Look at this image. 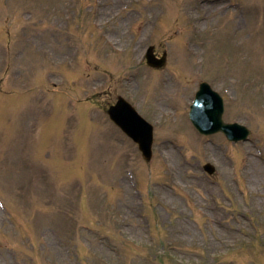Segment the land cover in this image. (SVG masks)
I'll return each instance as SVG.
<instances>
[{
    "label": "rangeland",
    "instance_id": "1",
    "mask_svg": "<svg viewBox=\"0 0 264 264\" xmlns=\"http://www.w3.org/2000/svg\"><path fill=\"white\" fill-rule=\"evenodd\" d=\"M203 80L248 141L194 128ZM263 229L264 0H0V264H264Z\"/></svg>",
    "mask_w": 264,
    "mask_h": 264
},
{
    "label": "water",
    "instance_id": "2",
    "mask_svg": "<svg viewBox=\"0 0 264 264\" xmlns=\"http://www.w3.org/2000/svg\"><path fill=\"white\" fill-rule=\"evenodd\" d=\"M149 62L152 65L155 66H161L164 62H158L152 53V50L148 54ZM203 90L198 93L195 105L193 106L192 111V119L194 123L205 133L215 132L219 129L225 130L227 133H229L232 137L239 139V138H246L249 131L239 125V124H226L222 120V115L224 112V102L222 97L214 92L211 87H209L206 83L203 85ZM120 107H129L131 111L134 113V115L137 118H134L132 115L130 109H126L127 114L130 116L129 120L128 118H124L122 116L121 112L119 110L112 111V115L115 118V120L120 123L126 130H128L129 133H131L133 136H135V133L133 129L129 128L126 123L129 121H138L140 124V117L138 116V113L135 112V110L127 103L126 100L121 99L119 101ZM237 132V133H236ZM236 133V134H235ZM138 140L142 143V138H138ZM143 143L145 144V140H143ZM212 170V169H211Z\"/></svg>",
    "mask_w": 264,
    "mask_h": 264
},
{
    "label": "bare ground",
    "instance_id": "3",
    "mask_svg": "<svg viewBox=\"0 0 264 264\" xmlns=\"http://www.w3.org/2000/svg\"><path fill=\"white\" fill-rule=\"evenodd\" d=\"M160 97H158V99H159Z\"/></svg>",
    "mask_w": 264,
    "mask_h": 264
}]
</instances>
